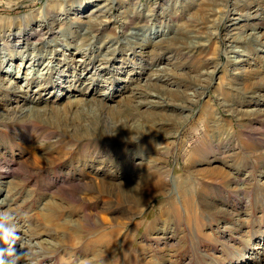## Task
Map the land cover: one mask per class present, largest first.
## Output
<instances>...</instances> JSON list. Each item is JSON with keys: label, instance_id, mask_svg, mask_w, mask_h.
<instances>
[{"label": "rangeland", "instance_id": "rangeland-1", "mask_svg": "<svg viewBox=\"0 0 264 264\" xmlns=\"http://www.w3.org/2000/svg\"><path fill=\"white\" fill-rule=\"evenodd\" d=\"M207 1L23 0L15 4L0 0V114L29 107L51 113L92 107L104 115L137 109L136 124L132 122L130 130L152 125L147 117L165 124L155 126L153 134L158 130L161 136L154 141L164 145L157 146V152L169 150L166 168L175 183L164 187L135 183L144 175L136 165L152 157L154 148L143 146L146 138L136 142L134 133L104 142L78 137L71 120L58 128L49 123L26 129L0 119V211L14 213L18 231L37 244L35 264H127L122 242L129 236L127 250L134 251L130 258L143 264H264V46L257 43L264 38V3L227 0V9L210 11ZM46 9L52 14L54 33L46 34L50 23ZM227 10L236 13L235 20L219 24ZM132 11L142 18L125 28ZM97 15L108 29L93 37H104L98 42L93 39L95 47H104L105 37H114L120 45L112 47H116L114 55L107 56L104 48H77L87 32L84 29L96 23ZM27 16L31 22L25 31L20 21ZM190 17L208 22V30L201 33L190 28L183 35L200 49L193 48L190 52H197L189 55L166 54L157 66H149L147 60L158 51L161 32L170 37ZM37 29L44 30L46 42L38 44L31 38L25 43L16 36L24 32L31 36ZM209 32L217 36L208 37ZM230 38L246 40L245 45L235 42L232 48ZM58 39L66 41L62 47L56 44ZM106 57L107 62L102 60ZM159 69L168 70L170 80L154 77L152 83L158 88L147 86ZM197 72L206 80L199 85L195 80V90L202 89L192 98L189 79L194 80ZM155 90L173 104L184 103L180 94L193 102L186 103L185 111L137 105L142 101L140 92ZM240 113L258 118L241 119ZM84 115L79 118L85 119ZM206 125H210L209 140L214 145L224 140L229 148L205 156L199 153L197 162L189 155L199 145L194 131ZM141 148L147 152L144 156ZM125 152L123 161L118 155ZM211 168L229 175L225 184L210 181L206 172ZM98 179L115 181L110 189L115 195L88 187ZM184 181L186 188L195 183L199 187L189 188L194 207L190 212L184 204L188 197L182 193L186 188L179 185ZM134 200L142 205L134 206ZM146 204L141 214L134 215ZM95 215L98 220H113L121 231L113 238L115 248L99 259L95 240L110 228L91 224ZM129 217L137 222H129ZM15 247L19 250V243Z\"/></svg>", "mask_w": 264, "mask_h": 264}, {"label": "bare ground", "instance_id": "bare-ground-1", "mask_svg": "<svg viewBox=\"0 0 264 264\" xmlns=\"http://www.w3.org/2000/svg\"><path fill=\"white\" fill-rule=\"evenodd\" d=\"M13 1L15 2V4H18V3L22 2L23 0H13ZM256 1H258V0H256ZM261 2L264 3V0H262ZM207 4L209 5V8H210L209 10L210 11H215L216 9H218V8L221 9L223 7L226 8V9L228 8L227 0H209V1H207ZM246 6H247L246 8L249 7V5H246ZM137 13L138 12H133V11L129 13L130 15H129V17L126 20V23H124V27L125 28L130 27L133 23H135L137 20H140V18H142V17L138 16ZM235 14L236 13H231L229 10L225 11L223 16H221V18H219L220 19L219 24H221V22H223V21L235 20V17H234ZM257 15L258 14L256 13L255 15H253V17H256ZM50 16H52L50 10L46 9V17L48 19H50V23L47 24L48 32L46 34L54 33V28H53L54 26L52 27L54 21L52 20V17H50ZM249 16H251V14H249ZM99 17H100V15H97L96 16V23L91 24V26L88 25V27H86L84 29L87 32L86 33L84 32V34L81 37V40H79L80 41L79 44H78L79 46L76 44V47L78 46L77 48L84 49V50H87V49L92 50L93 48H94V50L96 48H98L97 50H100V49L104 48V49H108V50H106L107 56L114 55L116 53V47L115 48H112V47L114 45H116V46L119 45L118 41L114 40V37H111V36L105 37V39H104V45L105 46L104 47H102V48L101 47H95V43H97L98 41L103 40L104 37L99 38L100 37L99 36L96 39L93 38V37H96L97 35L103 34L108 29L107 28V23L105 21H103L102 19H100L101 17L100 18ZM219 19H218V21H219ZM30 22H31V16H27V20L24 21V22L20 21L21 29H25V31H26V29H28L27 24H29ZM94 22H95V20H94ZM186 23L187 24L185 26L182 27V25H181L178 29L177 28L174 29L172 31V33H171L172 35L170 37L168 36V34H164L165 32H161V41L159 42L160 43L159 44V49L154 54V56L152 58L147 60L149 66H153V67L157 66L163 60V58L166 56V54L167 55L168 54L189 55V54L196 53L200 49L199 44L195 43L194 40L192 42H189L188 40L185 39V37L183 35H187V33H188L187 31H190V28L193 29L196 32H201V33H202L203 30H206V29L208 30L209 29V26L207 25L208 22H206L205 20L199 21L198 19H196V17L193 18V19H192V17H190L189 19H187ZM146 28H148L147 24H146ZM21 34H18L16 36H18L19 39H23L25 43L26 42L29 43L31 38H33L35 40V42H37L38 44H40L41 42L42 43L46 42V34L44 33V30H38V29L34 30V33L31 36L27 32H24L22 35ZM165 35H167V36L165 37ZM85 36H87V38H85ZM209 36L215 38L217 36V34H215L214 32H209L208 33V37ZM93 39L97 40V42L96 41L93 42ZM139 41H137L135 44L141 45L139 43ZM228 41L231 44L232 48L233 47L236 48V46H234L235 42L236 43L237 42L241 43L243 45H245L244 43L246 42V40H238V39H232V38H230ZM63 42H66V41L65 40L61 41V39H58L56 44H58L59 46L62 47L63 46ZM259 42L262 43L263 46H264V38H263V40H260V39L257 40V43H259ZM110 44H112V46H110ZM129 44H130V42L128 43V45ZM65 46L69 47V44H65ZM130 48L133 49L132 47H130ZM193 48L197 49V51L190 52V50H192ZM234 52H236V51H234ZM238 55H239V53H238ZM8 57L10 59H12V57H14V56L8 55ZM102 60L107 62L110 59L106 57V58H104ZM206 66H208V65H206ZM199 70L200 69H198L197 71H199ZM157 71L158 72H156L153 75H151V78H150L151 83L147 84V86L152 87V88H158V84L156 85V84L152 83V81L155 80V78L158 79V80L156 79L157 81L170 80V76H169L168 70H165V69L164 70H160L159 69ZM200 76L201 75H199V72H197L194 80L189 79L190 84L188 85V87L189 88H193V90H194V94L191 95L192 98L193 97L196 98L198 95H200L199 91L202 89L200 87L198 90H195L194 87L197 85L196 83H198V85H199L201 82H204L206 80V79H204V77L202 79ZM195 80H196V83H195ZM156 83H158V82H156ZM0 86L3 87L2 84ZM141 94H143V95H141ZM138 96L142 99V101L139 102L137 105L142 106V105L146 104V105L151 106V108H166V107L171 106V107L177 108V110H179L181 108V111H183V110L185 111V110L189 109V107L186 105V103L191 104V102H193V99L188 98L187 94H185V95L180 94L179 95V99L181 101H183L185 104L184 103L183 104H173V103L168 101V99L165 97L166 95L165 96L161 95L156 90L152 91L150 93H148V91L147 92L142 91V92H140L138 94ZM150 96L151 97H155L158 100L157 101L156 100H151V99L149 100L147 97H150ZM168 96H170V95H168ZM145 100H147V101L145 102ZM129 109L132 112L130 110H127V111L123 110L122 112H120V111L119 112H112L109 115L108 114L104 115V114L100 113L101 109H99V108L92 109V107H91L90 110H88V109L85 110V108H83V107L82 108H77L76 111L73 110V109H70V108H68V109L66 108V109H63V110L62 109H58V110H54L52 113L48 112L47 110H44V109L43 110H41V109L39 110V109H33V108L29 107L28 109L27 108H23V110H19V111H15V112L13 110L12 111L11 110H5L4 113L0 114V119H2V120L5 119V120H3L4 123L8 124L10 126L11 125L15 126V125L22 124V127L26 128V129H29L30 127L33 128L34 125H39V126L49 125V123H54L55 127L58 128V126L60 124H64V123H66V122L71 120V123H73L72 127H74L78 131L77 134H76L78 137L84 138V139H88V140L89 139H92V140L101 139L104 142H113V140L115 139L116 136H122V137L124 136L123 138H128V137H131V135L134 133L136 142H141V141H143L144 138H146L147 140H145V143H144L143 146H148V147L151 146L152 148H154V152L153 151L151 152L152 157L150 156V157L145 159V162H142V163H139V164L136 165L138 167V169H140V170H142L144 172V175L142 177L136 178V180H135L136 182L135 183L140 185V186H146V187H151V186L164 187V186H168L170 184H174L175 185V183L171 182V180H170L171 171L167 170L169 159H170V156H168L169 150L165 149V150L157 152L156 147L157 146L164 147V145L158 144V141H154V139L156 137L161 136L160 135L161 133L158 132V130L156 131L155 134H153L154 131L156 130L155 126L156 125H165V124L164 123H157V121H152V120H150V117H147L149 122L153 123L152 125H147V126L143 125V129L141 131L136 129V128L133 129V130H130V129H132V127L130 128L131 123L133 122L134 124H136L135 123V118L137 117L136 115L138 114V112H136L137 111L136 108H135L136 111L134 109L132 110V108H129ZM85 111H87L88 113L86 114ZM84 113H85V115H84ZM80 114H82L84 116L87 115V117H85V119H87V121L85 119L79 118ZM94 114H99V116L93 117ZM28 115L31 116L29 119H26L25 117H22V116H28ZM240 115H241V117H240L241 119H250V118H253V117H257L258 118V116H256L255 114L254 115L250 114L249 116H247V115H243V114L240 113ZM251 115H252V117H251ZM88 118L90 119L89 121H88ZM78 125H80V126H78ZM65 127H66L65 131H68L67 130L68 127L66 126V124H65ZM69 128H71V126ZM209 131H210V125H206L205 127L202 126L200 128H197V129L195 128L194 132H195V136L198 137L199 145L197 147L193 148L189 155H190V158L192 157V158L196 159L197 162H199L198 158H197V156H199V153L201 155L205 156L207 154L212 153L214 150L222 149V151H223V150L229 148V146H228L229 144L227 142H224V140H222V141L218 142V144L214 145V143L211 140H209V135L207 134ZM103 136H104V138H101ZM148 139H152V140L149 141ZM140 152L143 153V156H144L145 153H147L142 148H141ZM222 153H224V152H222ZM125 155H126V152L122 153V156H121V154H119L118 156H120L119 158H121L124 161L123 156H125ZM153 155H156L159 158H156ZM190 158L187 160V163L190 161ZM215 160H219V159H215ZM215 160L214 161H209L208 163L212 164L213 162H217ZM157 162H159V163L156 164ZM123 170H124V168H123ZM81 172L83 173V171H81ZM206 173L211 177V180H210L211 182H216L217 181L218 183L222 182L224 184H225L226 177L229 176L226 172H224L220 168L219 169L211 168ZM189 176H191V175H189ZM77 181L81 182L80 180H77ZM186 182L187 181H184V182L179 184V185H181L182 189H183L184 186H186L185 185ZM115 183H116L115 181H110L108 179H106V180L98 179V180H94V182L92 184L88 185V187L97 186L99 189L102 190V193H110V194H112V191H110V189H112L111 186H113V184H115ZM85 185H83V187ZM77 187L78 188H82V186L81 187L77 186ZM197 187H198V184L196 185V183H195L194 185H191L188 188L184 187L186 189L182 190V193L184 192V196L186 195L188 197V198H185L186 200L184 199V204H186L185 207L187 208V210L189 212L194 210L193 205L190 203V197L191 196H189V193H192V192H190L191 191L190 189L191 188L197 189ZM195 189H194V191H195ZM202 190H203V188H202ZM148 193L151 194L152 192H148ZM112 195H115V194L113 193ZM72 196H74V195H72ZM129 196L133 197V194L130 193ZM99 197H97V199ZM101 197H103V196H101ZM202 200H203L202 203L204 205L210 206L206 201H204L203 198H202ZM133 204H134V206H138V205H142V202L139 201V200H134ZM2 205H4V203H2ZM147 206H148V204H146L144 206V209L142 208L141 211H137V212L133 211L132 214H134V212H136L134 215L141 214V212L143 210H145V208ZM184 210H186V209L184 208ZM99 213L101 214L102 212H99ZM95 217L96 218L93 220L94 222L92 221L91 224H97V226H99L102 223H104L105 225H107L110 228V230L108 232H106L104 234H101L95 240V243L100 246L99 250H98V253L95 256L97 259H99V258H101L103 253L106 254V253H108L109 251H111L112 249L115 248L114 247L115 246V239L113 240V238L115 237V235H117V233H121V231H120V229H118L117 225H114V221L113 220H107L105 218L98 220L97 219V215H95ZM128 219H129L128 220L129 222H137V220H136L137 218L129 217ZM123 222H125V221H123ZM117 223L121 224L122 222L118 221ZM122 224H124V223H122ZM136 225H139V224H136ZM151 227H152V224L149 226V228H151ZM137 228H138V226H137ZM147 229H148V227H147ZM129 237H126V239H124V241L122 242V244H126V248L124 249V252L126 251L125 252V256H127L128 257L127 259H129L127 264H130V261L132 259L133 260H132L131 263H133V264H143L140 261H138L137 258L136 259L135 258H130V255H132V253L134 251L133 250L131 251V249L127 250V248H129V246L131 245V243H130L131 239H129ZM74 246H77V243H75ZM101 248H104L105 251H102ZM87 252H89V251H87ZM87 254H89V253H87Z\"/></svg>", "mask_w": 264, "mask_h": 264}, {"label": "clouds", "instance_id": "clouds-1", "mask_svg": "<svg viewBox=\"0 0 264 264\" xmlns=\"http://www.w3.org/2000/svg\"><path fill=\"white\" fill-rule=\"evenodd\" d=\"M0 264H35L37 244L25 239L18 231L17 218L9 210L0 211ZM19 243L20 249L15 246Z\"/></svg>", "mask_w": 264, "mask_h": 264}]
</instances>
